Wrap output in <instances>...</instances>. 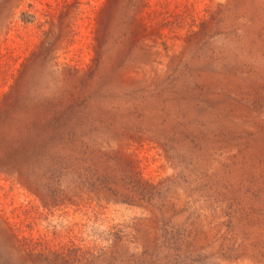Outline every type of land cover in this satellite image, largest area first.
<instances>
[{
  "label": "rangeland",
  "instance_id": "rangeland-1",
  "mask_svg": "<svg viewBox=\"0 0 264 264\" xmlns=\"http://www.w3.org/2000/svg\"><path fill=\"white\" fill-rule=\"evenodd\" d=\"M0 264H264V0H0Z\"/></svg>",
  "mask_w": 264,
  "mask_h": 264
}]
</instances>
